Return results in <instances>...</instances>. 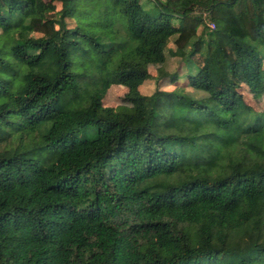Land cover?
Returning a JSON list of instances; mask_svg holds the SVG:
<instances>
[{
    "label": "trees",
    "instance_id": "trees-1",
    "mask_svg": "<svg viewBox=\"0 0 264 264\" xmlns=\"http://www.w3.org/2000/svg\"><path fill=\"white\" fill-rule=\"evenodd\" d=\"M245 88L264 0H0V264H264Z\"/></svg>",
    "mask_w": 264,
    "mask_h": 264
},
{
    "label": "rangeland",
    "instance_id": "rangeland-1",
    "mask_svg": "<svg viewBox=\"0 0 264 264\" xmlns=\"http://www.w3.org/2000/svg\"><path fill=\"white\" fill-rule=\"evenodd\" d=\"M213 23H209L210 29H214ZM162 64H151L149 65V71L153 76H158L161 72ZM168 71L177 70L178 72H183L184 67L182 63L176 58H170L167 65ZM154 83L152 81L146 82L141 91L143 94H150L154 89ZM163 90H170L169 86L162 85ZM127 89L121 85H114L107 93L104 98V105L106 107H117L121 105H128L126 99ZM247 103L253 108L254 111L264 112V94L257 96L252 94L247 88H245L243 93Z\"/></svg>",
    "mask_w": 264,
    "mask_h": 264
},
{
    "label": "built area",
    "instance_id": "built-area-1",
    "mask_svg": "<svg viewBox=\"0 0 264 264\" xmlns=\"http://www.w3.org/2000/svg\"><path fill=\"white\" fill-rule=\"evenodd\" d=\"M212 25H213V27H215L214 24H212Z\"/></svg>",
    "mask_w": 264,
    "mask_h": 264
}]
</instances>
